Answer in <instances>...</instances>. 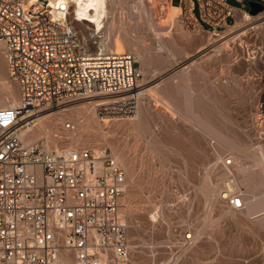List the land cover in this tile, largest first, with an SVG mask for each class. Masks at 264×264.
Instances as JSON below:
<instances>
[{
    "label": "rangeland",
    "instance_id": "rangeland-1",
    "mask_svg": "<svg viewBox=\"0 0 264 264\" xmlns=\"http://www.w3.org/2000/svg\"><path fill=\"white\" fill-rule=\"evenodd\" d=\"M225 1L248 11L251 0ZM236 13L213 35L190 29L167 0H106L102 31L76 23L111 49L122 42L142 70V92L130 117L100 115L88 100L44 110L82 114L53 119L40 141L117 157L129 264H264V14ZM0 64L7 80L1 55ZM230 180L241 209L221 196Z\"/></svg>",
    "mask_w": 264,
    "mask_h": 264
},
{
    "label": "built area",
    "instance_id": "built-area-1",
    "mask_svg": "<svg viewBox=\"0 0 264 264\" xmlns=\"http://www.w3.org/2000/svg\"><path fill=\"white\" fill-rule=\"evenodd\" d=\"M174 6L194 31L218 35L238 20L225 0H179ZM70 8L66 3L53 9L48 0H0V55L7 80L18 91L15 105L0 106V264L130 263L120 215L125 172L112 153L47 149L20 135L30 117L80 100L95 101L100 115L135 113L134 93L143 77L137 59L126 50H105L102 36L86 38ZM260 14L264 8L249 15ZM65 125L73 129L72 123ZM224 198L242 208L239 192Z\"/></svg>",
    "mask_w": 264,
    "mask_h": 264
},
{
    "label": "bare ground",
    "instance_id": "bare-ground-1",
    "mask_svg": "<svg viewBox=\"0 0 264 264\" xmlns=\"http://www.w3.org/2000/svg\"><path fill=\"white\" fill-rule=\"evenodd\" d=\"M48 1L50 3V6L53 9L57 8L58 10L63 9L66 6V3H68V5L73 8L72 12L70 13V16L71 15L73 16L75 24L76 23L78 24L80 22L86 23V25L88 26V29H92L94 31V34H98V32L102 31V29L104 27L103 19H104V16L106 14V0H48ZM56 4H62L63 7L62 8L61 7H54V5H56ZM171 9H172L173 13L178 12L180 10V8L176 7V6H171ZM244 16L247 18L250 17V15L248 13H244ZM100 46H102L105 50L107 49V51H113L116 53H122L125 51L122 42L118 39L117 40L115 39L113 41V48L112 49L108 46V43H107V45L104 43V39L101 40ZM3 68L4 67L0 64V106L15 105L18 102V100L16 99L15 93L13 91V87L8 84V81L4 77ZM137 89H135V92H136V93H134L135 96H137V94H140L142 92V91L137 92L136 91ZM87 103H92V105L94 106L93 103H95V101H89ZM81 108H83V106H81ZM67 109H69V108H67V107L62 108V109H59L58 111H61V112L69 111ZM56 112L57 111H50L48 113L45 112L46 114L39 113L35 116V118L31 119L30 123L33 122V124L31 125L29 123L27 125V128L20 133L24 142H34V141L40 140L41 138L50 134L51 133L50 132V124L52 126V120L53 119L56 121L55 124L57 125V121L61 120L63 117H69L70 118V116H71V117L75 118L78 114L79 115L82 114V110H79L77 108H72L68 114L63 113V114L54 116V113H56ZM128 117H130V116H128ZM76 119H78V116ZM112 119H115V118H110V119L104 118V120H108V121L112 120ZM104 122H106V121H104ZM35 125H36L35 129H33V126H35ZM45 147L48 149L49 146H46V143H45ZM68 147H74V146H68ZM114 158L116 161L118 160L116 156H114ZM225 187H226L225 192H221V196H223V198L227 197L231 192H233V190H234L233 181L230 180L229 182H227ZM241 204L243 205L242 202H241Z\"/></svg>",
    "mask_w": 264,
    "mask_h": 264
},
{
    "label": "water",
    "instance_id": "water-1",
    "mask_svg": "<svg viewBox=\"0 0 264 264\" xmlns=\"http://www.w3.org/2000/svg\"><path fill=\"white\" fill-rule=\"evenodd\" d=\"M248 5H249L248 12L251 15L258 14L264 8L263 4L261 3V0H251L248 2Z\"/></svg>",
    "mask_w": 264,
    "mask_h": 264
},
{
    "label": "clouds",
    "instance_id": "clouds-1",
    "mask_svg": "<svg viewBox=\"0 0 264 264\" xmlns=\"http://www.w3.org/2000/svg\"><path fill=\"white\" fill-rule=\"evenodd\" d=\"M54 7H63V5L62 4H56V5H54ZM11 117H12V113L9 112L4 118V123L7 124L10 121Z\"/></svg>",
    "mask_w": 264,
    "mask_h": 264
},
{
    "label": "crops",
    "instance_id": "crops-1",
    "mask_svg": "<svg viewBox=\"0 0 264 264\" xmlns=\"http://www.w3.org/2000/svg\"><path fill=\"white\" fill-rule=\"evenodd\" d=\"M172 6V5H171ZM234 9L236 10V11H239L241 8H236V7H234Z\"/></svg>",
    "mask_w": 264,
    "mask_h": 264
}]
</instances>
